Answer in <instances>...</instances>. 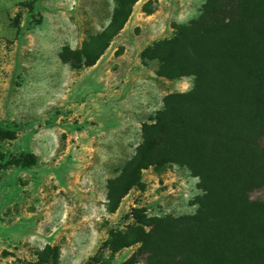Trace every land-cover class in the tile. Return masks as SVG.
Listing matches in <instances>:
<instances>
[{"label": "rangeland", "instance_id": "374dc122", "mask_svg": "<svg viewBox=\"0 0 264 264\" xmlns=\"http://www.w3.org/2000/svg\"><path fill=\"white\" fill-rule=\"evenodd\" d=\"M205 1L137 0L95 62L72 65L61 52L100 34L116 0H0V127L15 132L0 139V264H127L138 244L120 246L116 234L132 209L195 214L205 191L179 163L142 168L114 211L106 204L142 141L141 122L193 84L157 75V61L140 53ZM24 154L35 162L17 164Z\"/></svg>", "mask_w": 264, "mask_h": 264}, {"label": "trees", "instance_id": "16d2710c", "mask_svg": "<svg viewBox=\"0 0 264 264\" xmlns=\"http://www.w3.org/2000/svg\"><path fill=\"white\" fill-rule=\"evenodd\" d=\"M116 1L108 26L81 49L62 51L63 61L95 62L137 0ZM140 57L157 61V75L192 76L193 84L141 122V143L109 182L107 210L149 165L183 164L205 193L190 216L147 218L132 209L116 234L120 246L138 244L127 264L138 256L143 264H264V0H206L198 17L173 23ZM14 134L0 127V139ZM34 162L32 154L16 160Z\"/></svg>", "mask_w": 264, "mask_h": 264}]
</instances>
